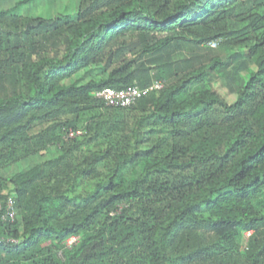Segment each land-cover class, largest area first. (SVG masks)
I'll use <instances>...</instances> for the list:
<instances>
[{"label": "trees", "instance_id": "trees-1", "mask_svg": "<svg viewBox=\"0 0 264 264\" xmlns=\"http://www.w3.org/2000/svg\"><path fill=\"white\" fill-rule=\"evenodd\" d=\"M30 1L0 8V200L17 211L0 264H264V0L19 14ZM135 83L133 105L96 96Z\"/></svg>", "mask_w": 264, "mask_h": 264}, {"label": "rangeland", "instance_id": "rangeland-1", "mask_svg": "<svg viewBox=\"0 0 264 264\" xmlns=\"http://www.w3.org/2000/svg\"><path fill=\"white\" fill-rule=\"evenodd\" d=\"M19 1L20 0H0V8H14ZM78 5L79 0H32L21 5L17 12L23 16L53 17L58 14L73 13L77 10ZM44 157L45 156L32 158L23 163L13 165L5 172V175L8 177L14 176L37 161H41Z\"/></svg>", "mask_w": 264, "mask_h": 264}, {"label": "built area", "instance_id": "built-area-1", "mask_svg": "<svg viewBox=\"0 0 264 264\" xmlns=\"http://www.w3.org/2000/svg\"><path fill=\"white\" fill-rule=\"evenodd\" d=\"M216 46V43L212 44ZM163 81L155 80L147 89L157 90L162 88ZM145 89H143L137 83L130 85L124 89H115L112 87H106L96 92V96L102 99L109 106H130L135 104L139 98L143 96ZM74 132H70L69 136H74ZM16 207L14 198L10 197L4 203L0 200V215L5 220H14L16 218ZM77 237H72L68 240V244H72L77 241Z\"/></svg>", "mask_w": 264, "mask_h": 264}]
</instances>
